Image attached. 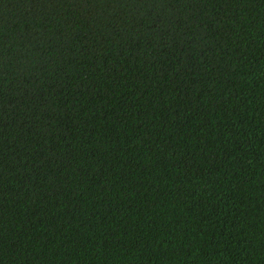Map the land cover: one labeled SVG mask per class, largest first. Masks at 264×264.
Segmentation results:
<instances>
[{
    "label": "trees",
    "instance_id": "obj_1",
    "mask_svg": "<svg viewBox=\"0 0 264 264\" xmlns=\"http://www.w3.org/2000/svg\"><path fill=\"white\" fill-rule=\"evenodd\" d=\"M0 264H264V0H0Z\"/></svg>",
    "mask_w": 264,
    "mask_h": 264
}]
</instances>
